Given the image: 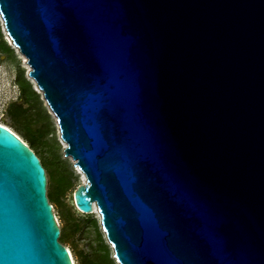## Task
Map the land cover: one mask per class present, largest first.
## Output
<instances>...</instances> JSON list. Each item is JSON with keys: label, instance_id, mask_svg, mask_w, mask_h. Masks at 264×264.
Listing matches in <instances>:
<instances>
[{"label": "water", "instance_id": "water-1", "mask_svg": "<svg viewBox=\"0 0 264 264\" xmlns=\"http://www.w3.org/2000/svg\"><path fill=\"white\" fill-rule=\"evenodd\" d=\"M0 19L119 264H264V0H0ZM46 185L0 124V264H74Z\"/></svg>", "mask_w": 264, "mask_h": 264}, {"label": "rangeland", "instance_id": "rangeland-1", "mask_svg": "<svg viewBox=\"0 0 264 264\" xmlns=\"http://www.w3.org/2000/svg\"><path fill=\"white\" fill-rule=\"evenodd\" d=\"M0 32L3 40L12 50L11 53L0 51V123H4L15 131L11 127L7 108L10 102L17 100L19 97V88L15 81L19 67L23 71L24 78L32 84L33 89L38 93L39 100L46 110L53 128L51 134H45L40 138L41 145L35 151L45 164L46 195L52 206L58 226L62 231L58 240L68 249L74 264H83L82 260L85 259V256H89L90 259L94 260L95 255L101 254V251L97 250L99 244L95 229L90 224V220L94 219L103 244L108 248V258L112 260L111 264H119L101 228L98 212L94 210L91 214L84 213L74 203V191L82 183L80 170L70 159L71 157L64 154L65 145L60 138L56 118L46 105L42 94L36 90L32 80L27 76V68L22 54L7 35L1 19ZM65 175L69 183L61 192L64 187Z\"/></svg>", "mask_w": 264, "mask_h": 264}, {"label": "trees", "instance_id": "trees-1", "mask_svg": "<svg viewBox=\"0 0 264 264\" xmlns=\"http://www.w3.org/2000/svg\"><path fill=\"white\" fill-rule=\"evenodd\" d=\"M0 51L7 53L12 52L10 47L3 40L1 32ZM15 81L19 88V97L17 100L9 103L7 114L10 117L11 127L38 156L35 150L41 145L40 138L45 134H51L53 131L51 121L39 100L38 93L33 89L32 84L24 78L23 71L19 67ZM41 163L45 168V164L42 161ZM64 177V187L61 192L69 183L67 176L65 175ZM90 224L95 229L96 239L99 244L97 250H100L101 254L95 255L94 260L90 259L89 256H85V259L82 260L83 264H111L112 260L108 258V248L103 244L101 234L97 229L96 221L92 219L90 220ZM60 233H62L61 229Z\"/></svg>", "mask_w": 264, "mask_h": 264}, {"label": "bare ground", "instance_id": "bare-ground-1", "mask_svg": "<svg viewBox=\"0 0 264 264\" xmlns=\"http://www.w3.org/2000/svg\"><path fill=\"white\" fill-rule=\"evenodd\" d=\"M22 57H23V60H24V63L26 64V60H25V58H24V56L22 55ZM26 68H27V70H29V67L27 66V64H26ZM29 77V76H28ZM30 78V77H29ZM31 79V78H30ZM32 80V79H31ZM32 83L34 84V86H35V88H36V90L37 91H39L41 94H42V92H41V90L36 86V84H35V82L32 80ZM0 124H2V125H4V126H6V127H8L7 125H5L4 123H0ZM9 128V127H8ZM64 143V142H63ZM64 145H65V143H64ZM73 162H74V164H75V161L72 159V158H70ZM76 165V164H75ZM79 169V168H78ZM79 173L81 174V181H82V183H85L86 182V179H85V176L83 175V173L81 172V171H79ZM94 209H95V207H94ZM96 211V210H95ZM97 212V211H96ZM72 262H73V260H72ZM74 263V262H73Z\"/></svg>", "mask_w": 264, "mask_h": 264}]
</instances>
